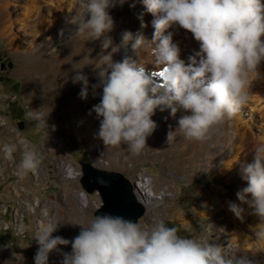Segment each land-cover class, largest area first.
I'll list each match as a JSON object with an SVG mask.
<instances>
[{
  "label": "rangeland",
  "instance_id": "1",
  "mask_svg": "<svg viewBox=\"0 0 264 264\" xmlns=\"http://www.w3.org/2000/svg\"><path fill=\"white\" fill-rule=\"evenodd\" d=\"M5 1L0 0V252L18 251L23 245L28 248L21 260L7 261L6 264H35L34 256L39 248L35 236L49 220L60 224L53 237L72 241L81 231V226L73 223H87L102 207L101 194L90 193L83 187L81 161H88L102 169L121 171L129 178H154V189L162 193L163 200L147 206L138 223L142 230H150L158 221L164 224L175 221L177 234L181 237L202 244L219 245L227 250L229 258L246 255L258 264H264V240L255 237L260 221H254L252 215L245 218V211L243 219H238L229 210L231 202L240 206L244 204L238 200L236 193L246 187L247 182L241 179L238 169L216 170L214 158L206 157L207 153H204L210 149L211 142L199 141L192 145L196 148L195 161L193 158L185 159L187 154L191 155V149L180 154L178 151L182 145L176 142L169 145L163 135H151L139 154L131 153L125 143L117 147L105 145L98 135L102 117L90 114L101 100L103 88H93L100 84L98 71L93 74L88 65L84 66L89 63V52L95 48L97 41L83 40L74 32L75 26L68 23V18L77 12L78 7L70 16H58L54 4V15L42 8L50 0H39L33 8L34 12L29 14L24 1L9 0L12 3L10 11L4 7ZM141 7L138 4V8ZM114 12L115 16L121 14L112 8L111 13ZM50 27L57 29H54L55 39L49 32ZM4 29L6 34H3ZM183 30L179 26L170 28V32L175 34ZM261 39L264 40V37ZM46 44L48 49L42 52ZM121 50L124 51V48ZM188 54L192 56L191 52ZM30 57L37 72L35 77L27 78L25 70L30 66ZM62 58L74 61L67 67L68 70L57 69L56 63ZM181 58L185 60L186 57L182 55ZM11 62L13 67L9 66ZM78 66L83 69H77ZM69 70L72 79L65 77ZM77 74H88L87 78L91 79V82L88 80L86 100L79 96L82 82H73ZM72 92L76 93L75 97ZM249 103L252 102L249 100L240 111L245 119H251V115L254 117L248 126L242 128L241 124L239 129L247 131L249 139L256 145L264 135V117L259 111H251ZM30 110H42L45 114L50 112L46 117V128L39 127L37 120L28 118ZM20 121H25L23 129L19 127ZM236 131L239 134L237 128ZM20 140L28 142L41 160L35 173L28 171L23 177L17 175L24 151ZM6 144L17 145L11 159L4 158L2 149ZM244 145L243 139L236 138L234 149L224 155L236 160V154ZM253 151L244 152L241 161L253 162ZM70 164L78 169L76 178L67 176ZM84 193L87 194L86 201L83 200ZM210 224L211 234L204 230ZM253 224L257 225L249 227ZM238 232L255 241L254 250L262 254L255 253L246 243H239ZM58 249L60 251L49 253L48 264H56L58 260L61 264L63 253L72 250L71 243L58 245Z\"/></svg>",
  "mask_w": 264,
  "mask_h": 264
},
{
  "label": "clouds",
  "instance_id": "2",
  "mask_svg": "<svg viewBox=\"0 0 264 264\" xmlns=\"http://www.w3.org/2000/svg\"><path fill=\"white\" fill-rule=\"evenodd\" d=\"M125 2L78 0L77 12L68 18V23L75 26L76 35L86 41H101L106 52L84 65H95L100 84L93 88H103L100 103L92 109L102 117L99 137L107 146L125 143L131 153L139 154L157 128L151 117L159 108L160 111L170 109L172 117L181 109L191 113L179 119L175 131L167 133L169 145L178 135L189 141H205L215 125L233 118L249 101L250 74L259 73L258 66L264 61V40L261 39L264 37V2L141 0L146 11L155 17L152 40H146L141 33L134 35L125 31L120 46H114L107 35L114 26L108 9L117 3L123 6ZM138 18L141 27H145L143 14ZM175 26L189 31L200 42V50L195 54L200 57L198 62L195 56L188 58V64L180 59L181 49L173 42L174 33L167 31ZM145 41L154 45L151 51L156 63L165 68L162 87L155 85L145 68L130 58L113 62V54L120 47L131 42L132 49L137 51ZM73 82H82L79 96L86 100L87 76L77 74ZM49 114L30 110L27 116L37 120L39 127L46 128ZM19 143L24 151L17 175L23 177L28 171L35 173L41 160L28 142L20 140ZM16 148V144L4 145V158L11 159ZM253 152L252 163H239L241 179L247 186L236 196L259 216L261 222L256 226L255 237L264 240V139ZM100 183L105 182L100 180ZM229 210L243 219L244 208L237 203H229ZM73 224L80 225L81 231L72 241L52 236L60 225L58 222L49 220L40 227L35 236L39 245L35 264H48L49 253L60 251L58 245L69 243L72 250L63 253L61 264H258L246 255L229 258L227 250L219 245L181 237L177 228L167 227L163 221L156 222L150 230H142L139 224L122 216L101 214L87 223ZM204 230L211 234V224Z\"/></svg>",
  "mask_w": 264,
  "mask_h": 264
},
{
  "label": "bare ground",
  "instance_id": "3",
  "mask_svg": "<svg viewBox=\"0 0 264 264\" xmlns=\"http://www.w3.org/2000/svg\"><path fill=\"white\" fill-rule=\"evenodd\" d=\"M22 1H24L26 3L25 5L28 9L29 14H32L34 12L33 8L37 5L36 2H38L39 0H33L32 3H27L28 0H22ZM47 1H49V0H47ZM262 2H264V0H262ZM53 4L57 8V10L55 11L56 15L60 16L61 14H66L67 16H70L74 12H76V7H78V0H59V1L58 0H50V2H47V5L44 4V6L42 8L43 9L46 8V9L50 10L49 11L50 14H53L54 13V11L52 10ZM132 4H135V7H131ZM138 4H141L142 7L138 8ZM4 7L8 11H10L12 9L11 1L6 0L4 2ZM64 8H66V9H64ZM112 8L113 9L115 8L117 13L119 11L121 13L120 16H115V14H116L115 12H114V14L111 13ZM133 10H136L135 14L133 13ZM25 12H26V10H25ZM108 12H109L110 16L113 18L114 26H113V30L111 32H109L107 35H109L112 38L114 46H120L122 34L125 31H130L134 35L137 33H141V34H143V36L145 37L146 40H148V41L152 40L154 31H155L153 26H152V21L155 19V17L153 16V14L148 13L146 11L145 6L142 4L141 0H126V2L123 4V6H120L119 3H117L115 7H110L108 9ZM141 14H143V24L146 25L145 27H141V20L138 18ZM63 16H65V15H63ZM130 17L132 18V20L128 21V19ZM43 18H44V16H43ZM28 24H30V23H28ZM54 29H56V28L50 27V30H49V32H51V36L53 37V39H55V36H56V31H54ZM61 30H63V29H61ZM167 31L170 32V29H168ZM172 31H175V30H172ZM3 34H6L5 29L3 31ZM48 34H50V33H48ZM165 34H167V32ZM59 40L60 39H58V41ZM75 40H77V39H75ZM83 40H85V39L83 38ZM25 41H27V43L29 42V40H25ZM51 41H52V39H51ZM96 41L97 42H96L95 48L89 52V53H91V56L89 58L90 59L89 63L93 62V60L98 59L101 54H106V52H104V50L101 47V41H99V40H96ZM173 42L179 44V47L181 49L180 59H182L181 57H182V55H184V57H186L184 60L186 64L190 63V61L188 59L190 57V55L188 53L191 52L192 56H195V54L197 52H199V50H200V48H199L200 42L196 41L194 39L193 35L185 29L181 33H176V34L174 33ZM90 43H92V42H90ZM47 46H49V45L46 44V46L43 48L42 52H44L45 50L48 49ZM153 47H154V45L145 41L143 47H141L137 51H134L131 47V42H129L128 46L123 47L124 51L121 50L122 47H120L119 51L117 53L113 54V62H122L123 59L130 58L131 60L135 61L139 65L143 66L145 68L146 74L150 78H152L154 71L159 69L162 66V65H159L156 63L155 57L151 51ZM69 51H70V49H69ZM107 51H111V49H108ZM41 55H42V53H41ZM69 56H67V57H69ZM72 56H75V55H72ZM195 58H196L197 62L200 59L199 56H195ZM31 59L32 58L30 57V59L28 60L30 63L29 68L27 70H25V76H27V78L35 77L36 72H37L36 65L33 63V60H31ZM72 62H74V61H72L71 58H69V59L68 58H64V59L62 58V59H60V61H58L56 63V67L59 71L63 68L67 69V67L71 66ZM42 64H45V63H42ZM44 66H47V64H45ZM78 68H79V66H78ZM87 68L93 74H95V72L98 71L95 69L94 64H89L87 66ZM258 71H259V73H252V74H250V77H249V86H248L249 87V93H250L249 100H250V102H252L254 104V105H252V103L251 104L249 103L250 104L249 106L251 108V111H257V112L259 111L258 113H260V114L262 113L263 114L262 117H264V61H262L261 64L258 66ZM71 73L72 72L69 70L65 77L72 79L71 77L73 75ZM87 76H89V75L87 74ZM162 86H163V83L158 85V87H162ZM101 90H103V89H101ZM75 94H76L75 92H72V95L74 97L76 96ZM100 101H99V103H100ZM90 114L95 115L96 113L91 110ZM190 114H191L190 111L185 112L184 110L181 109L176 113L175 117H172L170 115V109L160 111L158 108L155 111V114L151 117V119L153 121H155V123L157 124V128L152 135H163L164 137L167 138V133L170 130L175 131V129L179 126L178 125L179 119L183 115H190ZM244 116L245 115L243 114V112L240 111L233 118L225 119L221 123L215 125L210 130V132L208 134V138L205 141H203V142H211L210 149L206 150V152H204V153H207L206 157H213L214 158V167L216 170H223L225 168L229 170L232 168H237L239 171L240 170V164L239 163H242L241 156L247 150H254L255 147L257 146L258 143L256 145H254L255 142H252L249 139L247 131H245V130L241 131L239 129L240 128L239 126L241 124H242V128L248 126V122L252 121V117H254V115H251V119L248 120V118L245 119ZM99 122H100V120H99ZM236 128L238 129L239 134L237 133ZM163 130H165V132H163ZM148 138H147V140H148ZM236 138L243 139V142L245 144L244 148L239 149L238 153L240 155L236 154V160L230 159V158L228 159L227 156L224 154H229V152L234 149V140ZM262 139H264V135L261 137V140ZM174 142H176L179 145L180 144L182 145V148H180V150L178 151V152H180V154L185 153V151H187V149H191L190 151H192L193 154L192 153H191V155L187 154L188 157L185 159H188V158L192 159L193 158L192 160L195 161L194 153H195L196 148L192 145L195 144L196 142H199V141H195V140L189 141V140L184 139V137L182 135H178ZM234 161H236V162H234ZM249 163H252V162L250 161ZM69 171L75 172L74 167L70 166ZM77 173H79V172H77V170H76V175H77ZM130 180H131L133 186L135 187L137 193L139 194V196L142 198L143 201H145L147 203L146 204L147 206H152V204L160 203L163 200V196L160 195L162 193H157V191L154 189L155 185L152 184V188H149L148 183H146V181L153 180V177H131ZM86 199H87V194L84 193L83 194V200L86 201ZM248 200H251V194L248 196ZM241 207L244 208V211H245L244 217L245 218L249 215H252V216H254L253 217L254 221H256V222L260 221L259 216L254 214V209L248 203H244ZM256 225L257 224H253L249 227L254 228ZM256 228H255V230H256ZM237 234H238L237 240L239 243H241V244L246 243L249 247L253 248V250H254L255 241H253V240L251 241L250 237L248 235H244V233L238 232ZM27 250H28V248L23 245V246H21L20 249H18V251L10 250L8 252H0V264H6L7 261H12L11 263H13V262H16L18 260H21L26 255ZM254 252L257 253L258 255L262 254L261 251H258V250H254ZM62 260H61V262H62ZM56 264H59V260L56 262Z\"/></svg>",
  "mask_w": 264,
  "mask_h": 264
},
{
  "label": "water",
  "instance_id": "4",
  "mask_svg": "<svg viewBox=\"0 0 264 264\" xmlns=\"http://www.w3.org/2000/svg\"><path fill=\"white\" fill-rule=\"evenodd\" d=\"M9 66L13 67V62ZM24 126L25 121H20L19 127L23 129ZM80 164L83 187L90 193L99 192L103 199L96 215L122 216L138 224L147 211V203L139 196L130 178L121 171L102 169L88 161ZM100 180L105 183H100Z\"/></svg>",
  "mask_w": 264,
  "mask_h": 264
},
{
  "label": "built area",
  "instance_id": "5",
  "mask_svg": "<svg viewBox=\"0 0 264 264\" xmlns=\"http://www.w3.org/2000/svg\"><path fill=\"white\" fill-rule=\"evenodd\" d=\"M70 166H73V165L70 164L69 167H70ZM73 167H74V169H75V172H70V171H69V168H68V175H67V176L76 178V170H78V169H76L75 166H73ZM146 183H148V187H149V188H152V184H155V183H154V178H153V180H151V181H146Z\"/></svg>",
  "mask_w": 264,
  "mask_h": 264
},
{
  "label": "trees",
  "instance_id": "6",
  "mask_svg": "<svg viewBox=\"0 0 264 264\" xmlns=\"http://www.w3.org/2000/svg\"><path fill=\"white\" fill-rule=\"evenodd\" d=\"M165 225L167 226V227H177V222H175V221H168V222H166L165 223Z\"/></svg>",
  "mask_w": 264,
  "mask_h": 264
},
{
  "label": "flooded vegetation",
  "instance_id": "7",
  "mask_svg": "<svg viewBox=\"0 0 264 264\" xmlns=\"http://www.w3.org/2000/svg\"><path fill=\"white\" fill-rule=\"evenodd\" d=\"M3 66H6V65L3 63Z\"/></svg>",
  "mask_w": 264,
  "mask_h": 264
}]
</instances>
